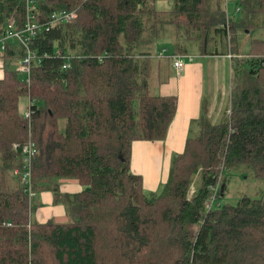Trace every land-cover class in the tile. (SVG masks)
<instances>
[{
  "label": "trees",
  "instance_id": "16d2710c",
  "mask_svg": "<svg viewBox=\"0 0 264 264\" xmlns=\"http://www.w3.org/2000/svg\"><path fill=\"white\" fill-rule=\"evenodd\" d=\"M35 2L34 22L58 9L78 18L32 38L28 77L16 68L0 77V264H47L43 247L54 264H264V190L219 201L232 169L264 180V0H237L234 22L223 0H173L171 11L153 0ZM7 23H25L24 0H0V42ZM237 29L251 38L247 54L237 50ZM162 39L170 54L153 50ZM194 42L201 56L231 55L226 113L211 123L203 110L160 194L146 193L130 170L132 143L164 139L178 103L151 94L150 77ZM15 56L22 47L0 48L5 62ZM28 141L37 150L31 191L53 190L68 221L35 219L38 205L14 175ZM61 179L81 190L60 193Z\"/></svg>",
  "mask_w": 264,
  "mask_h": 264
},
{
  "label": "crops",
  "instance_id": "0c3cea01",
  "mask_svg": "<svg viewBox=\"0 0 264 264\" xmlns=\"http://www.w3.org/2000/svg\"><path fill=\"white\" fill-rule=\"evenodd\" d=\"M153 4H155V0H153ZM162 6L163 4L161 3L157 10L167 11L169 9L168 7ZM10 48L16 50V48L21 47L13 43L10 44ZM199 56L201 57L200 60L186 59L181 72L175 70L177 75L161 84L165 86H161L157 94H154L175 95L178 99L176 113L168 126L164 139L159 141H133L132 143L130 170L143 177V188L146 193L160 194L163 184L167 179L172 155L174 153H180L183 150L185 141L189 135L190 126L194 120L199 118L203 110L208 118L212 116L215 119L218 113L216 110L221 109L220 113H218L221 116V113L228 105V103H225L226 105L223 103L220 108L217 107L219 95L216 93L215 88L217 89V86H221L225 98L227 97L228 101L231 85V55ZM20 58L18 56L12 57L16 68ZM9 64L5 62V59L0 58L1 71L4 72ZM154 65L156 66V63ZM171 65L172 63L170 64V69L173 67ZM207 67L210 68L207 69ZM208 70L210 71L209 75L207 73L209 72ZM205 76L206 78L207 76L209 77L207 81L208 85L212 84V81L217 84L215 87L213 86V89L204 88L203 80ZM224 76H229V82L227 81L226 88H224L222 81ZM176 77L179 78L176 79ZM218 82H221V85ZM20 112L22 111L20 110ZM139 158H141V164H139ZM59 188L62 193L67 194L81 190L79 184L69 180L60 181ZM35 198L38 206L34 214H36L35 219L38 222H45L50 219L55 220L54 218L60 217L65 213L64 206L55 202L54 195L50 191L39 192L35 194Z\"/></svg>",
  "mask_w": 264,
  "mask_h": 264
},
{
  "label": "rangeland",
  "instance_id": "374dc122",
  "mask_svg": "<svg viewBox=\"0 0 264 264\" xmlns=\"http://www.w3.org/2000/svg\"><path fill=\"white\" fill-rule=\"evenodd\" d=\"M236 1L237 0H223V9L226 11L227 18L229 20H231L232 22H234V20H236L237 18L240 17V12L235 13L237 10V7L235 5ZM161 3L163 4L164 7L169 8L167 11H171L173 9V0H155L154 5H155L156 9L160 7ZM77 18H78V14H77L76 19L72 23H74L77 20ZM72 23H70V24H72ZM234 37H235V41L237 44L238 52L240 54L249 53V51L251 49V45H250L251 44V38L241 29H237L234 32ZM252 37L258 38L257 34L256 35L253 34ZM154 49L156 51L162 52L164 54H170L171 50H172V42L170 39H162L155 45L153 50ZM189 53L191 56H193V60H197V59L200 60L201 59V57L197 53V44L195 42L190 44ZM163 64L165 67L162 69V71L156 72V69H154V71L150 77L149 91L151 94H157V91L159 90V88L161 86H165V85H161V84L169 81V79L171 77H174L175 75H177V72L175 71V69H173V67H172V69H170V64H171L170 60H165L163 62ZM209 66H211V65H209ZM15 68H16L15 62H10V64L7 66V69H15ZM209 68L207 67V69H209ZM226 72H227V70H226ZM3 73L4 72L0 70V77L3 76ZM207 73L209 75L210 71ZM178 78L179 77H176V79H178ZM208 79H209L208 76H207V78H206V76L204 77V80H203L204 88L205 89H207V88L213 89V86L215 87L217 84L214 81H212V84L208 85L207 84ZM222 81L224 84V88H226V85L229 82V76H224ZM218 83L221 85V82H218ZM262 86L264 88V84ZM215 90H216V93L219 95V101L217 102V105H218L217 107L220 108L221 104H223V103L227 104V97L225 98V95H224V92H223L221 86H219V87L217 86V89L215 88ZM25 102H26V98H22L20 101L19 107H20V110L22 112H24L26 110ZM220 110L221 109H218L216 111L218 113H220ZM225 111L226 110H224L221 114L226 113ZM218 113H217V116L215 117V119L212 118V116L209 118L211 123H216L217 121L218 122L220 121V119L222 118L221 117L222 115L220 116ZM190 129H191V133H192V134L190 133V135H192V136L196 135L197 129H198L197 125L196 124L192 125L190 127ZM139 164H141V158H139ZM227 174L229 177V182L227 183V187L224 190L223 197L219 199L220 204H223V203L235 204L237 202V200L242 196L246 195V196H250V197H256V196H258V194L261 193V191L264 190V180H262L260 178L252 177L248 173L243 175L239 169H232ZM14 175L16 176L17 174L14 173ZM7 178H8V180H6V183H5L6 186H9L11 189H13L16 186L15 181L10 177V175H8ZM219 179L221 181H224V179H225L224 174L222 176H220ZM20 180H21V178H20ZM68 180L77 183L74 180H71V179H68ZM58 190L60 193H62L60 191V188H58ZM50 192L53 193V190H51ZM62 194H65V193H62ZM28 200L30 203L33 200H34V203H37L36 198H35V193L32 197H29V195H28ZM34 217L36 218V214H34ZM54 219H55V220H53L54 222L66 221V220L68 221L69 220V218L66 215V211L62 216L56 217ZM42 251H44V258H45L46 262L48 261L49 264H54L53 260L51 259L52 257L50 255L49 249L46 247H43ZM48 262H47V264H48Z\"/></svg>",
  "mask_w": 264,
  "mask_h": 264
},
{
  "label": "built area",
  "instance_id": "2783aa9c",
  "mask_svg": "<svg viewBox=\"0 0 264 264\" xmlns=\"http://www.w3.org/2000/svg\"><path fill=\"white\" fill-rule=\"evenodd\" d=\"M25 1V23L21 26H16L13 23H7L4 28V37L0 42V48L5 49V46L8 44L16 43L23 48V56L20 58L17 66V71L25 74L27 77L30 72L31 62L35 57V53L29 47V43L32 38L38 35L39 31L47 26H54L57 24H67L73 22L77 17V12L73 9H58L51 12L48 16V21L44 23H37L32 21V18L35 16L36 11V2L35 0H24ZM192 60L193 56L189 55H179L172 57V65L177 72L181 71L184 68L185 61ZM64 68L69 67V63L63 65ZM27 77L25 80L27 81ZM24 116L28 117L29 112L24 111ZM37 150L33 142L28 141L22 147L23 159L25 164L22 170H16L15 173L21 176V182L25 185V192L32 197L34 193L30 188V167L31 161L36 154ZM209 206V203H208Z\"/></svg>",
  "mask_w": 264,
  "mask_h": 264
}]
</instances>
